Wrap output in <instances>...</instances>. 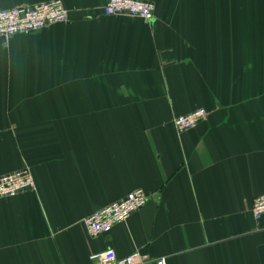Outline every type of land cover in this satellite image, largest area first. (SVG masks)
Wrapping results in <instances>:
<instances>
[{"label": "crops", "instance_id": "0c3cea01", "mask_svg": "<svg viewBox=\"0 0 264 264\" xmlns=\"http://www.w3.org/2000/svg\"><path fill=\"white\" fill-rule=\"evenodd\" d=\"M47 0H0V9ZM62 0L68 20L0 38V264H264V0H148L152 20ZM208 111L192 128L174 120ZM136 188L105 234L83 219ZM141 264H155L146 261Z\"/></svg>", "mask_w": 264, "mask_h": 264}, {"label": "built area", "instance_id": "2783aa9c", "mask_svg": "<svg viewBox=\"0 0 264 264\" xmlns=\"http://www.w3.org/2000/svg\"><path fill=\"white\" fill-rule=\"evenodd\" d=\"M102 10L105 15L128 14L152 20L155 4L148 0H107ZM68 20V10L62 0H47L33 4H21L0 9V38L9 39L15 34L30 33L49 24ZM204 107L178 115L175 126L178 130L192 128L207 117ZM35 179L29 167L24 166L12 172L0 175V197L15 194L21 190L34 188ZM148 195L142 188H136L126 196L108 203L83 219L86 231L91 236L108 233L116 224L126 221L130 215L145 205ZM256 220L264 216V194L256 196L252 204ZM89 258L95 264H141L146 261L155 264H167L166 256L150 258L139 251L119 256L113 248L92 252Z\"/></svg>", "mask_w": 264, "mask_h": 264}]
</instances>
